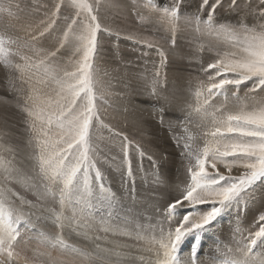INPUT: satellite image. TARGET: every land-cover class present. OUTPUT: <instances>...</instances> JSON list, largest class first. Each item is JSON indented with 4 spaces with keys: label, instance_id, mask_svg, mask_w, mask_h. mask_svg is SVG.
Instances as JSON below:
<instances>
[{
    "label": "snow or ice",
    "instance_id": "1",
    "mask_svg": "<svg viewBox=\"0 0 264 264\" xmlns=\"http://www.w3.org/2000/svg\"><path fill=\"white\" fill-rule=\"evenodd\" d=\"M182 3L183 0H173L170 7L150 3L144 5L148 17L140 12L135 14L146 24L164 26L175 45ZM225 3L227 12L237 15L243 12L257 23L249 27L240 19L238 28L219 23L217 13L225 8ZM108 6V0H52L50 6L33 9L42 10L43 18L20 29L23 36L0 31V64L8 73L9 87L22 94L18 98L22 100L19 107L25 114L33 161V174H22L15 167L14 155L12 158L4 155L13 153V148L0 143V264H13L14 250L23 238L22 229L36 231L34 225L28 227L32 216L37 220L50 219L58 230L55 235L37 232L42 245L82 257L86 264H205L200 259L202 237L233 208L247 210L249 193L258 184L264 185V0L255 5L238 0H200L196 11L185 16L183 22L194 26L197 36L222 41L231 50L222 51L210 45L208 50L214 52V59L206 67L200 63L196 83L189 85L190 111L181 123L191 122L194 113L199 134L193 136L185 129V136L175 138L176 147L181 149L180 158L185 161L186 179L168 192L166 206L154 205V223L151 216L145 217L147 224H142L131 215L111 214L94 221L106 234L143 241L139 254L102 249L99 245L89 252L66 242L62 235L66 228L76 231L93 227L87 215L93 198L109 205L115 200L98 165L114 163L116 157L101 160L98 130L107 129L113 136L122 137L123 156L117 170L122 180L133 176L129 151L132 141L105 122L107 97L112 93L104 79L107 72L102 71L98 62L101 36L113 35L100 17L102 9ZM19 11L15 0H0V17H7L10 22L19 18ZM115 35L119 38L120 34ZM45 42L46 48L41 46ZM136 42L155 47L161 65L164 64L165 53L158 44L148 40ZM203 47L200 46L201 50ZM68 49L72 54L62 62L61 57ZM14 57L23 63L15 62ZM13 73L20 74L18 78L27 85L26 89L16 88L17 77ZM241 85L247 88L243 97L238 95ZM150 87V95L169 102L167 96L160 95L167 90V81L160 79L159 71ZM221 97L222 102L217 103ZM159 110L163 124L164 108ZM135 149L141 160L146 157L156 169L153 183L163 185L160 164L139 144ZM234 170L239 174L234 175ZM9 182L21 183L34 191L37 202L18 196ZM12 197L30 211L9 206ZM49 199L58 202L60 210L52 208L47 216L37 215L42 202ZM203 205H208L207 210L201 208ZM83 235L88 238L87 232ZM232 239L235 247L221 253L218 246L216 251L221 254L206 257L208 264H264V211H260L249 228L240 227L237 221Z\"/></svg>",
    "mask_w": 264,
    "mask_h": 264
},
{
    "label": "rangeland",
    "instance_id": "2",
    "mask_svg": "<svg viewBox=\"0 0 264 264\" xmlns=\"http://www.w3.org/2000/svg\"><path fill=\"white\" fill-rule=\"evenodd\" d=\"M108 2L110 6L102 9L100 17L101 22L111 28L113 35L108 36L105 34L101 36V58L98 62L102 71L107 72V76L104 79L106 83L110 84L109 91L112 93L107 97L108 105L106 106L105 122L110 124L116 132L123 133L132 141L133 147L129 151L133 176L122 180L121 172L117 170L123 156L121 151L122 137L113 136L107 129L98 130L96 136L101 138L97 141L102 149L101 160L104 157H108L109 160L112 157H116L114 163H99L98 165L107 177L105 181L106 187L111 188V191L115 194V200L109 205L107 202L101 203L97 198H93L90 201L91 207L87 209L88 222L92 223L93 227H81L76 231L66 228L62 235L67 243L89 252H92L96 245H99L102 249H114L137 255L139 254V246L143 245V241H135L130 237L112 233L106 234L100 230L99 225L95 224L94 221L98 220L101 215L107 217L111 214L119 217L131 215L139 219L142 224H147L148 221L145 217L151 216L153 217L152 222H155L156 211L154 205L159 203L162 207L166 206L164 202L167 200L168 192L171 191L173 186L182 183L186 179L185 161L180 158L181 149L176 147L175 138L185 136V129L193 136L199 134V129L195 127L198 117L194 113L190 118L191 122L181 123L185 121V117L190 111L187 107V102L190 100L189 85H195L196 77L199 75L198 68L200 63H203L206 67L207 63L214 59V52L208 50L210 45L222 51L231 49L222 41H216L207 36H197L193 30L194 26H188L183 22L185 16H191L196 11L200 0H183L180 11V27L176 35L175 45L171 43L170 33L165 30L164 26L154 22L146 24L145 21L135 14V12H140L143 16L148 17L149 12L144 5L154 3L159 7H170L173 0H135V3H133V0H108ZM238 2H247L255 5L258 0H238ZM15 3L20 8L19 18L9 22L7 17H0V31L6 30L12 35L23 36L24 32L20 29L27 25L36 24L43 18L42 10L35 12L33 9L40 8L41 5L50 6L52 0H15ZM226 8L227 3H225V8L220 9L217 13L219 23L231 24L237 28L239 27L237 20L240 19H243V22L249 27L257 23L252 16H243V12L239 13V15L229 13ZM152 19L154 21L155 14L152 15ZM117 32L120 34L119 38L115 35ZM128 37H133L134 39H129ZM140 40L151 41L162 48L166 57L163 65H161V58L156 48H148L143 43L136 42ZM201 45L204 46L203 50L200 48ZM41 46L46 48L48 43L45 42ZM71 54L70 49L65 50L61 61L66 62ZM13 59L15 62L23 63V61L19 60V57H14ZM157 71L160 73V79L167 81V90L161 91L160 95L162 97L167 96L168 103L163 99L157 100L150 95V85ZM19 75V73H13V76L17 77L15 86L16 88L26 89L27 85L18 78ZM177 78L179 81H177ZM8 79L7 71L0 64V143L13 148V153H5L4 155L8 158H12L14 155L15 167L22 174L31 176L33 174L32 148L28 144V133L26 132L24 120L25 114L19 107V103H22V100H18L22 94L13 91L9 87ZM245 83L247 84L248 82ZM248 86L250 87L251 85L248 84ZM245 91H247V88L241 85L238 95L243 97ZM175 92L181 100L178 108L173 106V99L176 96ZM230 95L231 93H229ZM182 99L185 100L183 101ZM222 100L223 97L217 103L222 102ZM161 107L164 108L163 124L160 122L161 112L159 109ZM148 113L149 115L147 116ZM162 127L171 129L170 131L167 130L166 133V131H162ZM196 143H201L202 145L201 141H196ZM136 144H139L147 154L152 155L160 164L159 171L165 181L163 185H160L162 186L161 189L153 183L156 169H153L151 162L146 157L143 160L140 159L135 149ZM218 168H222V165H218ZM233 174L238 175L239 173L234 170ZM9 187L18 196H22L33 203L37 202L35 192L27 189L23 184L9 182ZM247 198L250 201L247 210L241 211L233 208L223 216L214 229L202 237L203 249L200 259L226 253L228 247L234 248L232 233L237 221H239L240 227L249 228L260 211H264V185L258 184ZM42 204L43 207L39 209L37 215L47 216L49 214L48 210L52 208L57 211L60 210L59 203L50 199L43 201ZM9 206L22 208L26 213L30 211L27 205L21 206L20 200L16 197L11 198ZM207 207L208 205L201 206L203 210H207ZM31 211L37 210L32 209ZM238 211H240L239 217L237 216ZM31 220L32 223L28 227L31 228L34 225L36 231L24 232L22 229L23 238L17 244L14 252H25L30 249V252H35V256H39L42 253L39 259L44 261L46 258L45 261L46 263L49 262L48 264H86L82 257L68 255L58 250V248L43 246L37 238V232L55 235L58 230L50 219L37 220L36 216H32ZM84 232H87L88 238H85ZM244 235H247V232ZM28 237H32V239H28ZM96 237H99V239ZM34 238L38 241L37 244L34 243L37 242ZM217 241L219 245L216 243ZM133 245L136 246L134 247ZM218 246L221 249V253L216 251ZM185 250L187 251V244L185 245ZM145 255L147 254L145 253ZM181 256H183V253H181ZM13 261H18L15 255ZM23 261L21 260L22 264H24ZM24 262L30 263L27 259ZM40 263L42 264L41 261Z\"/></svg>",
    "mask_w": 264,
    "mask_h": 264
},
{
    "label": "bare ground",
    "instance_id": "3",
    "mask_svg": "<svg viewBox=\"0 0 264 264\" xmlns=\"http://www.w3.org/2000/svg\"><path fill=\"white\" fill-rule=\"evenodd\" d=\"M243 16H245V15L243 14ZM122 61H123V60H122ZM181 73H182V72H181ZM176 74H177V73H176ZM171 76H172V75H171ZM186 76H187V75H186ZM127 78H128V77H127ZM178 78H179V77H178ZM178 78H177V81H179ZM149 79H150V78H149ZM170 79H171V78H170ZM174 80H175V79H174ZM145 82H146V81H145ZM172 82H173V81H172ZM186 82H187V81H186ZM136 83H137V82H136ZM139 83H140V82H139ZM141 83H142V82H141ZM172 89H173V88H172ZM172 89H171V90H172ZM175 89H176V88H175ZM180 89H181V88H180ZM169 90H170V89H169ZM173 90H174V89H173ZM181 91H182V90H181ZM186 91H187V89H186ZM173 92H174V91H173ZM176 92H178V91H176ZM176 92H175V94H176ZM167 93H168V92H167ZM183 93H184V92H183ZM138 94H139V93H138ZM160 94H161V93H160ZM179 94H181V93H179ZM187 94H188V93H187ZM182 96H184V95H182ZM180 97H181V96H180ZM181 98H182V97H181ZM184 98H185V97H184ZM182 100H183V99H182ZM184 100H185V99H184ZM184 100H183V101H184ZM183 101H182V102H183ZM180 103H181V100H180L179 96H177V94H176V96H174V99H173V106H175V108H176V107L178 108V107L180 106ZM165 104H166V103H165ZM183 104H184V103H183ZM181 106H182V105H181ZM182 107L184 108V106H182ZM182 107H181V108H182ZM173 108H174V107H173ZM146 109H147V108H146ZM184 110H185V109H184ZM165 113H167V112H165ZM148 115H149V113L147 114V116H148ZM170 115H171V114H170ZM154 117H155V116H154ZM148 118H149V117H148ZM156 120H157V119H156ZM156 120H155V121H156ZM153 121H154V119H153ZM153 121H151V122L153 123ZM157 125H158V124H157ZM165 125H167V124H165ZM167 126H168V125H167ZM160 127H161V126H160ZM165 127H166V126H165ZM165 127H164V128L162 127V128H163V130H162L163 132L166 131V133H167V130L170 131L171 128H170V129H167V128H165ZM169 127H170V126H169ZM160 130H161V129H160ZM172 131H173V130H172ZM174 134H175V133H174ZM177 134H178V133H177ZM177 134H176V135H177ZM166 135H167V134H166ZM168 135H169V134H168ZM157 157H159V156H157ZM157 157H156V158H157ZM159 162H160V161H159ZM167 162H168V161H167ZM167 165H168V164H167ZM167 165H165V166H167ZM170 165H171V164H170ZM169 167H170V166H169ZM115 175H116V174H115ZM142 175H143V174H142ZM163 175H164V174H163ZM117 176H118V175H117ZM167 176H168V174H167ZM152 179H153V178H152ZM159 187H160V189L162 188V186H159ZM158 189H159V188H158ZM160 189H159V190H160ZM117 200H118V199H117ZM24 236H25V235H24ZM34 237H35V236H34ZM35 238H36V237H35ZM35 238H34V240L37 239V238H36V239H35ZM36 241H37V240H36ZM33 242H34V241H33ZM34 243L37 244L38 241H37V242H34ZM24 244H25V243H24ZM36 244H35V245H36ZM43 246H44V245H43ZM24 248H25V247H24ZM44 249H45V248H44ZM58 250H59V249H58ZM131 252H132V251H131ZM14 253H15V254H14V255H15V258L18 259L19 262H18V261H17V262H16V261H13V264H22L21 260H24V261H25V259H27L28 262H30V263H27V262L25 263V262L23 261L24 264H31V263H32V264H36V259H38V260H37V261H38L37 264H38V263L41 264L40 261L42 262V264H43V263H44V264L46 263V261H45L46 258L44 259V261H42L43 259H41V260L39 259V256H40V258H41V254H42V253H41L39 256H35V254H34L35 252H34V253L30 252V249H27L25 252L20 251V252L18 253L17 251H15ZM127 253H128V252H127ZM17 254H18V255H17ZM38 254H39V253H38ZM57 254H58V253H57ZM57 254H56V255H57ZM43 256H44V255H43ZM43 256H42V257H43ZM44 257H45V256H44ZM47 258H48V257H47ZM205 258H206V257H205ZM205 258H204V259H201V260L204 261L205 264H208V260L205 259ZM47 261H48V260H47ZM48 263H49V262H47L46 264H48ZM50 263H51V262H50ZM53 264H54V263H53Z\"/></svg>",
    "mask_w": 264,
    "mask_h": 264
}]
</instances>
